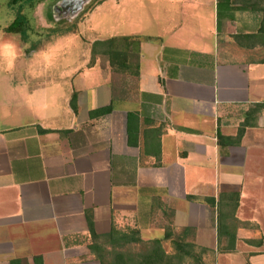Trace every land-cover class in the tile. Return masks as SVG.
Here are the masks:
<instances>
[{
	"label": "crops",
	"instance_id": "1",
	"mask_svg": "<svg viewBox=\"0 0 264 264\" xmlns=\"http://www.w3.org/2000/svg\"><path fill=\"white\" fill-rule=\"evenodd\" d=\"M107 4L119 10V34L108 37L154 39L140 47L139 98L91 118L113 99L112 74L100 62L8 80L14 96L0 128V264H35V257L100 264L88 248L87 212L99 235L114 223L144 240L163 239L164 216L173 213L178 231L194 229L197 245L218 252V207L188 197L223 205L232 193L240 195L236 250L218 252L216 264H264V112L239 146L218 143L219 133L237 137L248 110L264 103L257 49L221 44L239 11L224 12L219 27L218 0H105L88 15L95 33ZM98 37L93 42L106 40ZM96 68L101 74L86 70ZM129 112L140 114L137 146L129 143Z\"/></svg>",
	"mask_w": 264,
	"mask_h": 264
},
{
	"label": "trees",
	"instance_id": "2",
	"mask_svg": "<svg viewBox=\"0 0 264 264\" xmlns=\"http://www.w3.org/2000/svg\"><path fill=\"white\" fill-rule=\"evenodd\" d=\"M47 0H10L9 6L16 10V17L14 21L5 29L7 33L19 34L23 41L28 42L29 36L34 30L31 23L30 14L36 8L46 2ZM253 0H243L245 3L243 7H234L236 0H218L217 14L218 23L223 19V13L232 14L237 11L248 10L259 11L263 13L258 32L255 35H246V40H261L264 43V5L260 7L254 6ZM252 5H248L251 4ZM229 20H233L232 15L228 16ZM76 28L71 29L75 33ZM49 32L57 33L55 29ZM52 33V34H53ZM150 37H113L103 41H96L92 45V58L90 66L96 64V55H104L108 57L109 66L112 72V90L113 99L109 107L99 109L90 113L91 118L97 116H104L111 114L114 111L116 104L128 99L127 82L126 79H117L115 75H126L128 71L133 73L137 81L140 78V47L144 41H153ZM242 47H251L249 45L239 44ZM257 47L254 44V47ZM251 47V48H254ZM264 49V44L260 45ZM264 64V56L258 62ZM139 89V88H138ZM71 107L75 113L78 112V98L77 94H73L71 99ZM264 112V103L253 105L246 113L245 121L241 124L238 130L237 137L225 138L220 133L218 134V143L220 146H239L245 135L247 128L256 127L259 115ZM141 129V119L138 112H129L128 114V135L129 143L137 146L139 141ZM42 132H47L43 131ZM161 136L160 131H153ZM226 140V141H224ZM147 148V147H145ZM161 151H158L160 158ZM160 165V159L156 162ZM190 201H202L211 207H218V252L232 253L236 250V235L233 230V220L236 210L239 206L240 195L232 193L225 196V203L222 205V198L217 202L215 198H197L189 196ZM170 222L166 226L165 235L163 239H154L144 241L141 237L140 231L137 229H130L128 232L118 229L115 224H112L111 231L106 235H99L96 233L93 216L91 212H87V221L89 226V243L88 248L91 254L100 264H190L187 261L191 260L193 264H216V255L218 252L197 245L195 241V230L191 228H184L178 231L172 222L173 213L169 215ZM222 234L226 235V239L222 240ZM107 239V243L103 240ZM163 241H171L175 253L169 255L163 248ZM121 243V245H128L131 243L144 244L146 250L141 255H133L127 252H116L112 255L111 260H108V252L106 251V244ZM35 264H43L41 257L34 258ZM191 262V263H192ZM11 264H17V261H12Z\"/></svg>",
	"mask_w": 264,
	"mask_h": 264
},
{
	"label": "rangeland",
	"instance_id": "3",
	"mask_svg": "<svg viewBox=\"0 0 264 264\" xmlns=\"http://www.w3.org/2000/svg\"><path fill=\"white\" fill-rule=\"evenodd\" d=\"M64 0H47L40 4L36 10L30 14L33 31L29 36L28 42L22 40L19 34L7 33L6 28L14 21L16 10L9 6L10 0H0V128L7 127V112L13 101L14 88L10 86L8 81L14 77H27L42 75L43 73L52 75H67L75 69H83L89 67L92 58L93 40L98 38H110L111 34H119V10L114 9L111 4L104 7V11L96 14L93 21V27L96 26L100 33H95L87 22L90 11L105 0H90L86 2L80 11H65L61 7ZM256 7L264 5V0H253ZM250 2V3H251ZM248 4V5H252ZM243 0H236V5L244 6ZM248 13L247 10L239 11L236 20L230 24L229 35L221 38V44L224 48L230 45V49L237 52L236 44H244L257 49L254 54V60L259 62L264 56V51L259 50L264 43L261 40H246V35H255L257 32L253 30V23L263 18V13ZM106 15L110 19H106ZM260 15L261 19L257 16ZM76 28L75 33L71 29ZM55 29L59 32L56 34L49 32ZM95 30V29H94ZM121 31V30H120ZM53 33V34H52ZM104 40V39H103ZM93 42V43H92ZM251 53V52H249ZM249 57V56H247ZM253 57V56H252ZM45 58H49L46 63ZM99 60V61H98ZM100 62V66L104 73H111L108 57L104 55H96V63ZM48 70V72L44 70ZM89 73L101 74L100 68L89 71ZM115 78L126 79L128 99L133 102L139 97V87L137 81L131 71L126 75H115ZM170 216H164L163 228L169 225ZM130 230V229H129ZM124 231V232H128ZM141 234V233H140ZM142 237V236H141ZM143 239V238H142ZM107 239L103 242L107 243ZM144 240V239H143ZM149 241V240H144ZM108 254V260L116 252H127L133 255H141L145 252L144 244L131 243L121 245V243H108L105 245ZM163 248L167 254L175 253L171 241H163ZM189 260L187 263L193 264Z\"/></svg>",
	"mask_w": 264,
	"mask_h": 264
},
{
	"label": "water",
	"instance_id": "4",
	"mask_svg": "<svg viewBox=\"0 0 264 264\" xmlns=\"http://www.w3.org/2000/svg\"><path fill=\"white\" fill-rule=\"evenodd\" d=\"M90 0H64L61 7L65 11L77 12L80 11L86 2Z\"/></svg>",
	"mask_w": 264,
	"mask_h": 264
}]
</instances>
